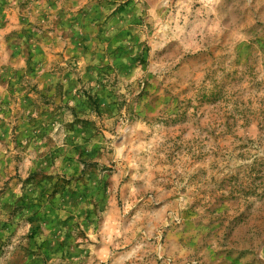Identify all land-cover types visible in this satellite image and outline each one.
<instances>
[{
  "label": "rangeland",
  "instance_id": "obj_1",
  "mask_svg": "<svg viewBox=\"0 0 264 264\" xmlns=\"http://www.w3.org/2000/svg\"><path fill=\"white\" fill-rule=\"evenodd\" d=\"M264 0H0V264H264Z\"/></svg>",
  "mask_w": 264,
  "mask_h": 264
},
{
  "label": "water",
  "instance_id": "obj_2",
  "mask_svg": "<svg viewBox=\"0 0 264 264\" xmlns=\"http://www.w3.org/2000/svg\"><path fill=\"white\" fill-rule=\"evenodd\" d=\"M259 257H260L261 261L264 263V259L260 255H259Z\"/></svg>",
  "mask_w": 264,
  "mask_h": 264
}]
</instances>
